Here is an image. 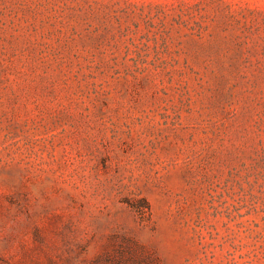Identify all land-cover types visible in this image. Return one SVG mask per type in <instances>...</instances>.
I'll list each match as a JSON object with an SVG mask.
<instances>
[{
	"label": "rangeland",
	"instance_id": "obj_1",
	"mask_svg": "<svg viewBox=\"0 0 264 264\" xmlns=\"http://www.w3.org/2000/svg\"><path fill=\"white\" fill-rule=\"evenodd\" d=\"M0 264H264V0H0Z\"/></svg>",
	"mask_w": 264,
	"mask_h": 264
}]
</instances>
